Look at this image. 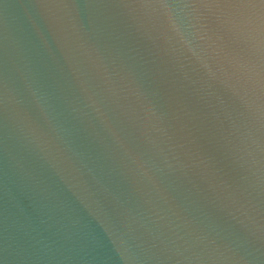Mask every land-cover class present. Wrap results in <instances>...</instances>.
Wrapping results in <instances>:
<instances>
[{"label": "water", "instance_id": "1", "mask_svg": "<svg viewBox=\"0 0 264 264\" xmlns=\"http://www.w3.org/2000/svg\"><path fill=\"white\" fill-rule=\"evenodd\" d=\"M0 264H264V0H0Z\"/></svg>", "mask_w": 264, "mask_h": 264}]
</instances>
